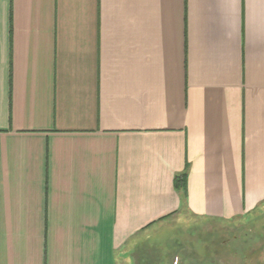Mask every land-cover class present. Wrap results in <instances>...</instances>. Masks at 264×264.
I'll use <instances>...</instances> for the list:
<instances>
[{
	"label": "crops",
	"instance_id": "crops-1",
	"mask_svg": "<svg viewBox=\"0 0 264 264\" xmlns=\"http://www.w3.org/2000/svg\"><path fill=\"white\" fill-rule=\"evenodd\" d=\"M263 206L264 0H0V264H135Z\"/></svg>",
	"mask_w": 264,
	"mask_h": 264
},
{
	"label": "rangeland",
	"instance_id": "rangeland-1",
	"mask_svg": "<svg viewBox=\"0 0 264 264\" xmlns=\"http://www.w3.org/2000/svg\"><path fill=\"white\" fill-rule=\"evenodd\" d=\"M204 224L193 217L156 224L139 245L143 258L130 263L157 264L160 258L164 263L170 254L167 264H195L200 259L202 264H260L254 258L264 254V206L246 219L211 221L206 228Z\"/></svg>",
	"mask_w": 264,
	"mask_h": 264
},
{
	"label": "trees",
	"instance_id": "trees-1",
	"mask_svg": "<svg viewBox=\"0 0 264 264\" xmlns=\"http://www.w3.org/2000/svg\"><path fill=\"white\" fill-rule=\"evenodd\" d=\"M186 182H187V170H185L180 175H177L175 179L176 187L183 189L184 195H186Z\"/></svg>",
	"mask_w": 264,
	"mask_h": 264
}]
</instances>
